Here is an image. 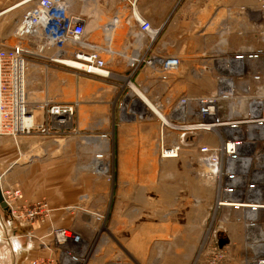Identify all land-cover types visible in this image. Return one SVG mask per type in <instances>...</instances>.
<instances>
[{
    "label": "crops",
    "instance_id": "crops-1",
    "mask_svg": "<svg viewBox=\"0 0 264 264\" xmlns=\"http://www.w3.org/2000/svg\"><path fill=\"white\" fill-rule=\"evenodd\" d=\"M64 1L69 13L84 22L83 41L100 49V58L114 76L128 77L130 61L146 50L159 61L169 56L180 58L179 69L165 74L166 79L152 67H143L132 79L145 101L164 115L181 95L194 97L216 91L212 73L202 70L212 63V57L264 46V21L251 18L252 14L261 18L255 0ZM35 3L0 0V44L14 47L23 43L35 51V46L20 41L15 32ZM138 19L151 23L154 39L142 34ZM257 27L259 39H252ZM54 52L29 58L28 100L78 103L79 128L109 134V139L78 136L54 141L35 135L16 142L0 138L2 192L17 189L28 205L46 201L53 209L48 222L31 227L15 222L9 211L0 208V264H30L38 255H45L36 238L46 235L52 226L70 227L90 238L89 215L66 210L78 204L87 211L111 215L114 236L128 231V242L118 237L124 247L120 246L139 262L142 256H156V260L166 255L167 264H178L170 254L195 253L206 223L198 219L186 233L173 219L194 215L198 201H203L205 211L210 212L214 184L198 178L192 170H181L178 159H159L157 141L162 122L156 109L129 89L126 81L122 80V85L113 77H90L52 64L47 58ZM203 77L206 89L195 90L190 81ZM125 87L130 91L124 95ZM136 102L143 107L140 111L131 109ZM168 133L171 141L182 138L170 130ZM101 151L112 156L117 185L93 172L97 162L94 156ZM185 191L187 196L183 195ZM109 260L106 255L95 264H107Z\"/></svg>",
    "mask_w": 264,
    "mask_h": 264
},
{
    "label": "built area",
    "instance_id": "built-area-1",
    "mask_svg": "<svg viewBox=\"0 0 264 264\" xmlns=\"http://www.w3.org/2000/svg\"><path fill=\"white\" fill-rule=\"evenodd\" d=\"M255 1L264 20V0ZM35 2L15 31L20 41L27 40L29 45L35 46V51L23 43L14 47L0 44V138L9 137L17 142L21 137L38 135L44 140L64 141L80 136L108 141L109 134H98L94 130L84 132L79 128L78 103L58 104L51 100L31 103L28 100L27 74L32 55L42 56L54 50L47 58L54 64L90 77H114L100 58V49L83 41L84 22L69 13L64 0ZM138 22L142 34L154 39L151 23L140 19ZM262 34L264 40V32ZM63 59L75 66L63 63ZM180 65L179 57L169 56L159 61L146 50L130 61L127 86L138 94L132 79L143 67L158 70L166 79L165 74L175 72ZM263 66L264 46L212 57V63L204 65L202 70L212 73L217 85L214 93L194 97L181 95L171 104L168 115L154 109L162 122L157 141L161 160L181 157L185 146L182 138L186 134H207L196 142L203 166L197 173L214 184L216 193L212 219L205 226L194 264L229 263L228 238L217 236L218 230H215L227 223H234L243 230V249L249 251L244 264H264V69H258ZM169 130L182 138L171 141ZM111 157L106 151L97 153L93 172L114 184L115 165ZM4 198L12 219L22 225H43L53 212L46 201L35 205L23 202L22 192L17 189L7 190ZM66 210L88 214L92 236L85 238L70 227L58 226H52L42 237L31 234L45 255H38L30 264H95L106 255L111 259L107 264H142L122 248L111 250L113 240L106 226L107 213L87 211L81 204Z\"/></svg>",
    "mask_w": 264,
    "mask_h": 264
},
{
    "label": "rangeland",
    "instance_id": "rangeland-1",
    "mask_svg": "<svg viewBox=\"0 0 264 264\" xmlns=\"http://www.w3.org/2000/svg\"><path fill=\"white\" fill-rule=\"evenodd\" d=\"M258 14V13H257ZM259 15V14H258ZM261 17V16H260ZM251 18H253V20L255 22H258L260 20H262V18H260L258 20V17L255 14L251 15ZM264 21V20H263ZM259 27L255 28V30L252 32V39L254 38H258L259 39ZM255 33V35H254ZM261 33H263L261 31ZM20 40V39H19ZM255 41V40H254ZM54 64V63H52ZM57 65V64H56ZM61 66V65H59ZM63 66V65H62ZM61 66V67H62ZM65 67V66H63ZM67 68V67H66ZM69 69V68H68ZM250 69V68H249ZM255 69V68H254ZM258 69H264V66L262 68H258ZM72 70V69H71ZM74 71V70H73ZM113 78H115V80H113L116 83L122 84L123 82L122 80L126 81L127 84V79L125 78H119L117 76H114ZM206 77H203L202 79H198V78H194V80L190 81V84L195 87V90L198 91H202L205 88V80ZM208 78V77H207ZM130 89V88H129ZM127 89L125 87V94H127L130 90ZM118 98V97H117ZM143 107L140 106L139 103H135L132 105V108L134 111H140L139 109H142ZM207 134L204 132H195L194 134H186L183 137V141H184V149L182 151L181 157L178 159V163H179V168L181 170H192L194 171L195 175L200 178V176L198 175V171L200 169H202V164L199 162V158H198V152L196 149V145L198 141H200L201 139H203L204 137H206ZM186 139V142H185ZM160 167V163L158 161L157 164V168L159 170ZM115 175H116V171H115ZM117 185V182L115 183ZM115 185V190H116V194L118 193L117 188L118 186ZM184 196H187V191L183 192ZM199 202V203H198ZM197 204L198 206L194 209L195 213L194 215L187 216L185 214L178 216L179 219H173L174 222L179 223L182 227H184L183 229L185 230L186 233L189 232V228L191 227L190 225L196 224V221L198 219L202 220L203 222H205L206 224L210 223V220L212 219V213L210 212H206L205 210V204L203 201H198ZM111 215H108V222L106 223L107 228L109 229L108 234H110L111 239L113 240V243L111 244V248H122L124 247L123 243L121 240L118 239V237L120 239H123V242H128V238L131 237V234L128 231L122 232V234H120L119 236L116 234L114 236V233H112L110 227H111ZM238 225L234 224V223H227L226 226H222L221 228L216 227L215 230H218L216 235L217 236H221L222 238H228V242L230 245V250H228V253L230 255L229 258V263L231 262V264H244V258L246 257V253H249L248 249H243L244 248V244H243V230H239ZM205 226H203L202 230L205 231ZM239 237L242 238V242L241 244L239 243ZM202 239V238H201ZM201 239L198 242V247L195 253H184V254H179L180 256H176L174 254H170L171 258L175 261H177L178 264H194V262L196 261V259L198 258L199 255V244L201 243ZM120 243V244H116ZM122 247H121V246ZM239 247V248H238ZM124 250V248H122ZM156 257V256H155ZM154 256H142V261L140 263L142 264H167V256L163 255L160 259H154ZM134 259L137 260V257H132ZM154 260V261H153ZM139 262V261H138Z\"/></svg>",
    "mask_w": 264,
    "mask_h": 264
},
{
    "label": "water",
    "instance_id": "water-1",
    "mask_svg": "<svg viewBox=\"0 0 264 264\" xmlns=\"http://www.w3.org/2000/svg\"><path fill=\"white\" fill-rule=\"evenodd\" d=\"M0 208L8 212L9 207H7V204L5 202L4 193H2L1 186H0ZM220 244L223 246L225 242L222 240Z\"/></svg>",
    "mask_w": 264,
    "mask_h": 264
},
{
    "label": "bare ground",
    "instance_id": "bare-ground-1",
    "mask_svg": "<svg viewBox=\"0 0 264 264\" xmlns=\"http://www.w3.org/2000/svg\"><path fill=\"white\" fill-rule=\"evenodd\" d=\"M63 63H66V64H68V65H73V66H75V64L71 63L69 60H64V59H63ZM138 94H139V97L142 98V100H143L146 104H148V103L145 101V99L143 98L142 93L138 91ZM148 105H149V104H148ZM149 106H150V107H153L154 109H156L152 104L149 105ZM165 121H166V119H165Z\"/></svg>",
    "mask_w": 264,
    "mask_h": 264
}]
</instances>
